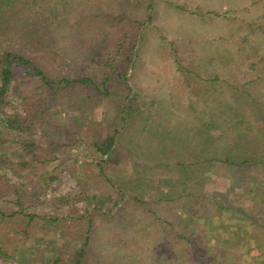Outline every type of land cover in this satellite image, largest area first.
<instances>
[{
	"label": "rangeland",
	"instance_id": "obj_1",
	"mask_svg": "<svg viewBox=\"0 0 264 264\" xmlns=\"http://www.w3.org/2000/svg\"><path fill=\"white\" fill-rule=\"evenodd\" d=\"M148 2H58L59 16L67 18V23L59 27L60 36H69L67 43L88 65L94 61L95 49L82 45L79 39L102 44L112 37L108 25L102 21L96 29L88 28L92 15L126 12L132 19L145 20L147 29L135 77L128 81L131 91L125 85H113L109 98L91 113L92 132H87L88 120L68 102L50 109L51 129L46 132L47 138L41 127L37 133L44 147L51 149L48 170L59 174L44 199L82 195L76 206L81 213L87 210L93 213L88 264H165L160 259L172 254L167 249L170 238L157 233L160 224L169 231L189 236L190 240L201 238L210 258L212 249L221 252L230 249L227 238L233 232V225H227L220 209L214 206L226 202L257 213L260 210L257 201L264 198V180H256L254 171L218 166L214 162L179 166L180 161H198V145L186 148L176 145L169 151L163 150L167 145L184 143L188 129L195 139L190 142H196L192 130L210 113L225 111L231 116L247 113L248 107L244 106L247 94L235 87L264 90V0H151V8ZM68 7L71 12L66 15ZM216 76L219 77L216 83L209 82ZM136 95L149 105L150 115L140 117L136 123L124 122L123 107ZM10 99L15 105L20 103L16 95L11 94ZM261 117L253 131L255 128L264 131V113ZM241 128L245 136L248 132L245 121ZM116 130L118 140L123 142L121 146L131 156L123 158L119 152L116 156L122 157L120 162L100 164L93 139L101 140ZM223 154L238 158L233 148L228 147ZM7 174L17 179L11 171ZM121 191L124 202L115 206ZM134 195L146 202H134ZM30 199L25 205L28 213L59 219H39L41 227L33 237L17 242L14 255L7 260L0 258V264H51L56 255H67L82 245L73 239L71 225L75 215L70 213L69 206L56 210L50 204H36L34 192ZM123 203L127 206L125 212H121ZM186 251L192 252L188 243ZM259 254L262 249L253 248L250 255L235 257L248 263L256 261ZM233 257L229 254L213 258L232 264ZM175 264L187 262L181 259Z\"/></svg>",
	"mask_w": 264,
	"mask_h": 264
},
{
	"label": "trees",
	"instance_id": "obj_2",
	"mask_svg": "<svg viewBox=\"0 0 264 264\" xmlns=\"http://www.w3.org/2000/svg\"><path fill=\"white\" fill-rule=\"evenodd\" d=\"M58 2L0 0V258L7 260L14 255L17 242L33 237L41 227L39 219H59L27 212L25 205L31 201L30 194L34 192L37 195L36 204H50L56 210L70 207V213L75 215L71 225L74 230L73 239L82 244L67 255H56L51 264H88L94 233L93 213L88 210L81 213L76 206L82 195L67 194L44 199L48 189L59 179V174L48 170L51 149L44 147L45 143L37 138V133L41 127L47 138L46 132L51 129L48 124L50 109L64 106L68 102H72L78 114L88 120L90 125L87 132H92L91 113L109 98L113 85H125L131 91L128 81L135 77L137 59L145 44L144 32L147 29L145 20L132 19L126 12L92 15L88 28L94 30L102 21L108 25L112 37L102 44L97 41L90 44L79 39L82 45L87 44L95 49V56L92 57L94 61L88 65L79 59L72 45L67 43L69 36H60L59 27L67 23V18L59 16ZM148 7H152L151 0ZM70 12V7L65 9L66 15ZM218 79L216 76L210 78L209 82L216 83ZM235 88L247 94L244 104L248 107L247 113L243 116H231L225 111L216 115L210 113L192 130L197 137L196 142H190L195 139L191 138L192 133L188 129L189 135H186L184 143L176 142L173 146L163 147V150L169 151L176 145L181 148L198 145V161H180L177 164L186 167L214 162L218 166L244 167L247 171H254L256 180H264V131L263 128H255L253 131L252 128L264 113V90L257 91L255 87L254 91ZM11 94L18 97L19 104L12 103ZM150 109L143 98L136 95L123 107V121L136 123L140 117L150 115ZM243 121L248 130L245 136L241 132ZM141 128L145 129L144 125ZM215 131H218L217 135ZM118 134L119 130H116L101 140L93 139V146L100 155V164L117 163L122 157L128 154L131 156L130 151L127 152L121 146L123 142L118 140ZM228 147L235 149L237 159L223 154ZM119 152L122 157L116 156ZM240 152L246 155H240ZM8 170L16 180L7 174ZM132 184L130 186L133 189L135 184ZM119 194L120 198L114 201L115 206L124 202L123 192ZM133 199L137 203L146 202L139 195H134ZM257 202L260 204L257 213L226 202L214 206L224 215L225 223L233 225V232L230 231L227 238L231 243L230 249L222 252L212 249L210 258L206 255L201 238L190 240L189 236L177 230L169 231L168 227L160 224L157 233L170 238L167 249L172 254V257L165 255L160 261L175 264L182 259L187 264H227L226 259L222 262L213 257L220 255L223 258L232 254V264H263L264 198H259ZM126 207L124 204L121 212ZM237 214L242 217H237ZM161 230L167 232L162 234ZM187 243L191 253L186 251ZM253 248L262 249L256 261L243 263L236 259L235 255H250Z\"/></svg>",
	"mask_w": 264,
	"mask_h": 264
}]
</instances>
